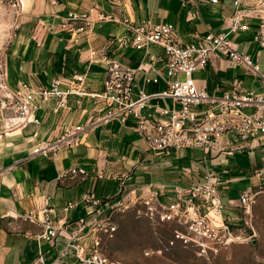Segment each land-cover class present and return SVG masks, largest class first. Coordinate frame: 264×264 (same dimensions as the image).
Masks as SVG:
<instances>
[{
    "label": "crops",
    "instance_id": "obj_1",
    "mask_svg": "<svg viewBox=\"0 0 264 264\" xmlns=\"http://www.w3.org/2000/svg\"><path fill=\"white\" fill-rule=\"evenodd\" d=\"M6 1L11 7V2H15ZM19 1L22 9L17 10L16 37L5 57L8 85L17 88L28 82L38 89L61 77L62 89L68 90V82H75L74 75L79 73L85 76L82 90L86 93L102 90L104 57L138 66L142 54L132 48L124 20L135 26L171 23L178 42L186 45L208 32H228L235 10L234 0H221L217 5L209 4L208 0ZM91 10L93 18L103 14L115 20L99 23L90 37L76 32L79 23L63 27L70 12L87 14ZM248 23L251 32L235 36L233 41L236 48L259 65L260 74H247L240 66H231L229 60L215 57L206 68L193 73L198 86L209 94L222 96L237 87L262 91L264 46L254 39L261 22L251 16ZM75 38L78 43L73 42ZM153 51L161 53L157 48ZM157 70L150 73L153 79L150 83L138 75L136 97L139 91L153 95L168 89L163 79L164 65H158ZM147 104L173 106L171 100L157 98L147 100ZM54 107V101L40 103L36 113L39 124L32 123L11 136L3 135L5 123L0 108V264H33L39 254L45 264H82L66 250L69 233L88 224L98 211V219H104L109 214L107 204L119 200L124 186L129 189L154 184L162 188V200L171 203L175 185L188 187L201 182L209 171L220 178L221 201L225 206L223 220L235 225L241 220V195L259 191L264 183V135L252 147L231 137V150L226 153L213 150L206 158L196 149L170 154L149 152L129 124L114 121L89 131L74 149L60 150L56 156L53 153L47 157L34 156L38 143L54 141L67 126L86 124L99 114L105 102L101 99L94 102L89 95L70 94L65 107L58 112ZM71 168H84L88 174L84 179L60 178ZM98 169L104 170V179L97 178ZM86 196L99 199L101 204L85 201ZM47 199L54 209L55 221L63 227L59 238L50 242L38 239L42 232L40 225L23 218L43 207ZM71 201L76 203L75 207L65 212Z\"/></svg>",
    "mask_w": 264,
    "mask_h": 264
},
{
    "label": "built area",
    "instance_id": "obj_2",
    "mask_svg": "<svg viewBox=\"0 0 264 264\" xmlns=\"http://www.w3.org/2000/svg\"><path fill=\"white\" fill-rule=\"evenodd\" d=\"M208 1L211 5L221 2ZM11 3L13 8L22 9L19 0ZM233 3L235 10L230 18L228 32H208L186 45L178 42L176 28L171 23L135 26L127 19L124 20L123 24L130 33L131 46L142 54L141 60L135 68L124 61L104 57L106 71L100 92H84L82 85L85 76L79 73L74 75L75 82H68V90L62 89L64 82L61 77L50 80L38 89L28 82L12 88L7 83L5 59H2L0 108L5 123L3 135L11 136L32 123L39 124L36 113L40 103L54 101V109L58 112L66 106L69 95L76 94L89 95L94 102L98 99L104 100L105 107L86 124L67 126L54 141L38 143L33 150L34 156L47 157L50 153L56 156L60 150L74 149L81 144L83 136L89 131L114 121L123 125L129 124L134 133L142 138L147 150L153 153L170 154L172 151L196 149L202 151L207 158L213 150L221 153L231 150V137L252 147L253 142L264 135V76L261 92L237 87L222 96L209 94L193 78L196 70L206 68L215 57L229 60L231 66H240L247 74H260L259 65L236 48L233 41V37L251 32L248 18L252 16V6L247 0H234ZM92 12L93 10L87 14L70 12L63 20V27L79 23L75 28L76 32L90 37L99 23L115 20L112 16L103 14L93 18ZM254 39L264 46V35L261 31L255 34ZM78 41V38L73 40L74 43ZM154 48L161 50V53H155ZM92 54L95 55L96 52L93 51ZM160 64L164 65L163 79L168 89L153 95L139 91L136 97L138 75L144 76L145 83H150L153 81L150 73L158 72L157 67ZM152 98L169 99L173 106L151 107L147 100ZM87 174L84 168H71L60 178L80 176L84 179ZM104 177V170L98 169L97 178ZM220 185L218 175L208 171L201 182L188 187L175 185L171 203L162 200V188L154 184L129 189L124 186L119 200L107 204L106 211L124 212L137 208L139 216L147 218L155 227L171 224L178 227L173 231L171 245L176 242L192 243L204 252L206 249L217 252L242 239L235 232L234 225L223 220L225 206L221 201ZM261 192H264V183L259 191H246L241 195L240 203L247 212L254 203V198ZM84 200L94 205L101 204L99 199L91 196H86ZM75 205V202H69L64 211L69 212ZM99 214L98 211L97 217L70 232L67 237L66 250L72 252L82 264H113L102 253V244L103 236L116 232L117 226L111 222V213L102 220L98 219ZM23 218L41 226L39 240L54 241L63 232L61 224L54 219V209L50 206L49 199L39 210L31 211ZM33 264H45L43 256L39 254Z\"/></svg>",
    "mask_w": 264,
    "mask_h": 264
},
{
    "label": "rangeland",
    "instance_id": "obj_3",
    "mask_svg": "<svg viewBox=\"0 0 264 264\" xmlns=\"http://www.w3.org/2000/svg\"><path fill=\"white\" fill-rule=\"evenodd\" d=\"M249 3L264 35V0ZM18 16L9 1L0 0V61L5 59L16 37ZM111 211V222L117 230L103 236L102 253L113 264H264V192L254 198L248 212L242 209L241 220L233 226L242 239L217 252L211 249L204 252L192 243L171 245L173 231L178 227L172 224L155 227L139 216L137 208Z\"/></svg>",
    "mask_w": 264,
    "mask_h": 264
}]
</instances>
